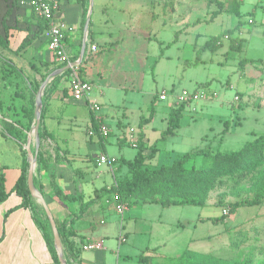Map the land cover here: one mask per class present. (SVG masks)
<instances>
[{
	"label": "rangeland",
	"instance_id": "rangeland-1",
	"mask_svg": "<svg viewBox=\"0 0 264 264\" xmlns=\"http://www.w3.org/2000/svg\"><path fill=\"white\" fill-rule=\"evenodd\" d=\"M125 1V24L119 28L120 39L116 43L120 46L115 47L117 59L111 62L110 72L102 78L101 84L94 81L95 87L89 92L99 105L95 114L107 126V136L89 137L83 120L85 109L78 105L79 101L68 100L59 110L60 147L53 148V152L59 156L60 150L63 155H66L65 149L69 150L71 161L64 162L63 168L74 174L75 182L80 181L78 174L82 171L84 189L113 184L114 177L118 180L119 175L126 172L125 167H119L120 160H133L137 148L130 142L131 136L135 137L141 130L146 140L143 153L149 154L152 145L158 149L148 162L151 165L169 163L185 153L199 150L235 151L255 136L264 135V0H242L239 16L224 12L213 19L210 12L216 9L217 0ZM219 1H225L226 9L231 8L230 0ZM96 9L95 6L93 21ZM213 36L221 37L222 47L215 52L202 50ZM231 37L243 40L240 51L228 52ZM84 42V56L87 48L97 51L90 42L89 29L85 41L83 36L81 38V46ZM243 59L253 63L240 68L239 62ZM75 61H78L76 56L71 62ZM81 68L80 62L78 70ZM50 70H45L40 78L45 76V80L53 72ZM8 71L0 62L3 103L0 122L2 117H18L17 120L26 125L34 118L32 102L38 91L35 86L40 87L44 81L38 79L29 85L21 72L9 74ZM2 75L4 80H1ZM69 79L67 72L57 83ZM198 89H205L206 95L186 104L177 130L164 141L159 140L167 126L165 117L178 105L182 91ZM162 94L167 97L164 101L160 100ZM151 103L154 114L147 123H142L149 117ZM226 120L229 127L223 134ZM122 138L126 142L119 144ZM100 153L118 163L94 167L91 158ZM194 162L198 167L200 157ZM110 166L115 169L114 175ZM261 170H264V162L242 180L222 178L209 192L204 207L131 204L123 214L122 228L121 218L111 211L95 213L87 209L85 218L77 221L75 229L80 231L83 243L105 236L103 247L108 257L104 264H116V256L119 257L117 264H140L138 256L146 251H155L152 261L158 262L177 257L184 248L231 262L264 264V201L259 206L241 207L229 214L234 203L251 198V187ZM222 215L225 219L218 223L206 220ZM101 219L105 225L99 223ZM119 232L124 242L118 245Z\"/></svg>",
	"mask_w": 264,
	"mask_h": 264
},
{
	"label": "trees",
	"instance_id": "trees-1",
	"mask_svg": "<svg viewBox=\"0 0 264 264\" xmlns=\"http://www.w3.org/2000/svg\"><path fill=\"white\" fill-rule=\"evenodd\" d=\"M58 4V0H54ZM83 9V16H86L88 9V0H76ZM211 1V0H207ZM231 8H225V1H215L216 9L210 12V19L227 12L235 16L240 15V7L242 0H230ZM48 27V22L37 18L32 12L25 14L23 8L18 4V0H0V62L7 66L8 73H19L13 62L2 55L6 52L12 57H18L34 40L43 36L44 31ZM231 31V30H229ZM228 52H236L242 49L243 40L240 38L231 37L228 40ZM222 47L221 37L213 36L209 38L201 47L202 50L217 51ZM106 48L99 50L103 53ZM226 52V53H228ZM253 63L250 59H243L239 62L240 68ZM264 63V62H263ZM47 65V64H45ZM62 66L59 65L58 68ZM35 71V68L32 67ZM49 70V69H48ZM49 70L48 72H50ZM65 71L60 76H57L51 82V86L57 83L59 78L67 73ZM47 75V74H46ZM41 78V81H44ZM5 76H1L4 80ZM39 85L35 86L38 90ZM34 105V102H32ZM186 104L180 103L175 108H172L168 113L167 127L161 132L159 140H165L179 127V119L185 110ZM3 109V103L0 98V112ZM154 114V104L149 106V117L144 119L142 123L149 121ZM34 119V118H33ZM33 119L29 120L26 125L21 124L18 120L5 121L2 117L1 126L2 133L5 136L11 137L18 145L21 156L22 166L21 174L15 182L11 192L16 193L21 199V207L30 208L33 217L38 227L41 229L45 241L52 254L53 264H59L54 247L53 235L50 224L42 209L44 220L39 222L35 211L32 198L29 194L26 179L28 171L27 156L23 146L26 144V135L33 125ZM141 123V124H142ZM96 123L92 124V129L96 133ZM228 121H224V129L222 133L228 130ZM39 141L47 137V134L42 126V112L40 116V126L38 130ZM101 138V137H100ZM144 138L142 133H139L136 144L137 152L131 161L120 160V165L126 167V174L116 180L115 184L109 188H101L95 191L92 199L87 201L84 206L81 204L80 213L96 202L99 198L105 201L111 200L114 196H118L120 200L125 201L130 206L131 204H158L163 208L170 206H193L204 207L208 199L209 192L212 191L222 178L232 177L233 180L239 181L250 176L264 162V135L255 136L252 140L246 141L239 149L231 152H210V151H195L185 153L178 158H175L170 164L149 165L146 161L152 159L156 150L155 145L150 146V153L143 154L145 149ZM33 150V149H32ZM196 157H200V164L196 167L193 162ZM37 165L46 169V164L42 158V153L38 149ZM189 165V168L187 167ZM34 182V178H33ZM35 185V184H34ZM40 193L41 186L37 187ZM54 195L64 201L74 202L81 200L80 196L63 193L54 183H52ZM5 190L3 178L0 177V203L8 196ZM264 201V170H261L257 175L253 186L251 187V198L244 199L233 204L229 209V214H234L236 209L241 207L259 206ZM225 217L222 215L219 218H207L206 220L212 223L223 221ZM72 219L66 217L61 225H56L58 234L63 248V256L66 264L78 262V253L80 248H76L70 240L75 236V232L71 229ZM140 264H154L149 256H138ZM162 264H251L249 261L231 262L229 260L216 257L212 254H202L191 251L187 248L175 258L167 259Z\"/></svg>",
	"mask_w": 264,
	"mask_h": 264
},
{
	"label": "crops",
	"instance_id": "crops-1",
	"mask_svg": "<svg viewBox=\"0 0 264 264\" xmlns=\"http://www.w3.org/2000/svg\"><path fill=\"white\" fill-rule=\"evenodd\" d=\"M92 2L93 6L88 29L90 30V42L96 46L97 51L93 52L90 50V48H87V51L85 52L86 55H83L84 60L83 56L81 59L82 68L80 74L83 79L91 84L93 90L95 87L93 85L94 81H99V84H101L102 78L110 72L109 70L111 62H114L117 59V49H115V47L120 46V43L116 42L120 39L119 28L123 27L125 24L124 11L127 2L125 0H92ZM95 6L97 8V14L96 19L93 21L92 16ZM24 11L25 14H29L31 12L28 9H24ZM85 17L83 16L82 7L76 0H58V10L55 13V18L65 22L73 28L71 32L66 33L64 36V45L71 61H73L75 56L77 57L78 61L80 58L82 47L80 42L82 36L84 37L83 26ZM117 21L119 25L117 24ZM117 26H119L118 29ZM109 45H111L109 50L106 49L103 53L99 52L100 49L106 48ZM2 55L13 62L14 66L20 70L21 76L25 79H28V84L29 82L34 84L35 81L41 79L40 76L41 74L45 73V70L52 69V71H55L59 69V64L46 48L43 36L34 40L18 57H12L6 52H2ZM82 61L84 62L82 63ZM32 67L35 68V71H32ZM53 79L46 84L42 94V126L44 127L47 137L39 141V150L42 153V158L45 161L46 169H43L41 166L37 165L36 162L34 170V184L36 188L41 186V194L44 198L46 206L52 214L56 225H61L66 217L70 216L72 219H74L71 224V229L75 232V236L71 237L70 240L74 243L76 248L81 249L84 244L86 245L87 243L92 242H97L100 244V248L92 253L83 252L81 249V251L78 253V262L73 264H104V261H107L108 257L105 254L103 247V237L105 236L96 239H89L87 243H83L82 235L80 234L79 230L75 229V225L79 219L85 218V214L88 212L87 209L92 210L95 213L111 211L113 215H116L113 210L111 200L105 201L104 199L99 198L88 208L84 209V207H81L83 210L81 213L80 206L81 204L84 206L87 201L92 199L95 191H98L104 187H111L115 184L117 179L114 177V182L110 186H103L101 188L87 190L84 189L82 185V183H85V179L83 177L84 172L81 171L80 174H78L81 179L80 181L75 182L74 174L64 170V162L71 161L69 158L70 152L68 149H65L66 155H63L60 150V155L58 156L53 152V148L56 150V148L60 147L58 144L60 142L59 138L61 134L59 123L61 115L59 110L65 107L68 100H73L71 99L68 92L69 81H61L60 83L55 82V84L51 86ZM95 100L96 99L91 92L86 100L80 101L78 104L80 107L85 109L86 115L83 120H85L86 129L88 132L90 129H92V124L94 122L96 123L95 125H97L99 120L104 124L103 119L89 109V102L96 103ZM168 113L165 117L166 124ZM71 115L75 116V114ZM20 117H22V115L19 116V118ZM4 119L7 122H11V120H17L18 117L15 119ZM117 126L121 127V124L118 123ZM2 129L3 128L0 122V177L3 178L5 190L9 194L7 198L2 203H0V264H53L52 254L45 241L41 229L35 222L32 211L30 208L21 207L22 199L16 193L11 192V189L21 174L23 160L17 143L11 137L3 135ZM64 129L65 128H63V130ZM65 130L69 131L68 128ZM140 132L142 133L144 142L146 143L143 131L141 130ZM140 132H137L135 137L134 135L131 136L130 142H132L133 146H135ZM64 140H66V138H64ZM125 142L126 140L124 141L123 138L121 140L119 139L118 141L119 144H123ZM33 148L34 146L32 145V149ZM156 150L158 151L157 148ZM143 154L148 155L146 153ZM98 156L91 158L93 160L91 163L94 165V167H96L94 162ZM85 157L87 158V155ZM116 161L118 163V160ZM148 162L149 160L146 161L147 164H149ZM171 162L162 164H170ZM194 163L195 162H193V164ZM122 166L125 167L124 165ZM114 171L115 169L112 167V171L110 169L112 175H114ZM125 174L126 172H124L123 175H119V179H121ZM52 183H54L63 193L80 196L81 200L68 202L57 198L54 195ZM32 201L36 206V217L39 222H42L44 220V216L42 214L43 208L41 204L38 203L34 198H32ZM122 220L123 219L121 218L119 221L121 228ZM201 220H203V218H201ZM99 223L105 225L104 219H101ZM83 230H85V228H83ZM120 235L122 236V234L119 232L117 238L118 245L120 244ZM154 252L155 251H146L142 254L143 256H149L151 258V262L154 264L164 263L166 258L159 259L158 262L152 261ZM118 260L119 257L116 256V264Z\"/></svg>",
	"mask_w": 264,
	"mask_h": 264
},
{
	"label": "built area",
	"instance_id": "built-area-1",
	"mask_svg": "<svg viewBox=\"0 0 264 264\" xmlns=\"http://www.w3.org/2000/svg\"><path fill=\"white\" fill-rule=\"evenodd\" d=\"M18 4L23 9L30 10L37 18L48 22V27L43 33L47 50L53 55L56 62L62 67L69 65L68 70L70 79L68 82V92L73 101H84L88 98L89 92L92 89L91 84L81 77L78 70V64L71 65V60L64 45V36L73 30L71 26L65 22L55 18V13L58 10V4L54 0H18ZM207 91L205 89H198L194 91L183 90L178 97L179 103L190 104L201 100ZM166 94L160 96V100H166ZM237 100V98H235ZM89 109L96 113L99 110V105L94 102H89ZM108 134L107 126L98 120L96 125V133L93 129L88 132L89 136L98 135L101 138ZM115 160L110 159L106 154L101 153L95 159V166L97 168L103 165H113ZM113 167V166H112ZM112 167L110 169L112 171ZM113 210L116 215L122 218L125 211L128 209V203L120 200L118 196L112 198ZM124 238L120 235L119 242H123ZM100 248L97 242L87 243L81 249L86 251H93Z\"/></svg>",
	"mask_w": 264,
	"mask_h": 264
},
{
	"label": "water",
	"instance_id": "water-1",
	"mask_svg": "<svg viewBox=\"0 0 264 264\" xmlns=\"http://www.w3.org/2000/svg\"><path fill=\"white\" fill-rule=\"evenodd\" d=\"M92 6L93 2L92 0H89L88 3V9L84 21V26H83V33H84V41L86 38V35L88 33V28H89V23H90V18H91V12H92ZM85 50V42L82 44L81 47V52H80V58L79 61L77 62H72L71 65L79 64L81 62L83 53ZM70 66L66 65L64 67H61L55 71H53L41 84L39 87L36 96H35V102H34V121H33V126L30 132L27 133V141L26 144L23 146L26 156H27V161H28V171H27V179H26V184L27 188L29 191V194L31 198H34L37 202H39L45 212V215L48 219V222L51 227L52 235H53V247L54 251L57 257V260L59 264H66V261L63 256V248L61 244V240L58 234V230L55 224V221L52 217V214L48 207L45 204L44 198L42 194L39 192V190L35 187L33 178H34V170H35V164H36V158H37V152L39 149V135H38V130L40 126V116H41V108H42V94H43V89L46 86V84L52 80L53 78L61 75L65 71L69 70ZM32 144L34 146L32 150Z\"/></svg>",
	"mask_w": 264,
	"mask_h": 264
}]
</instances>
